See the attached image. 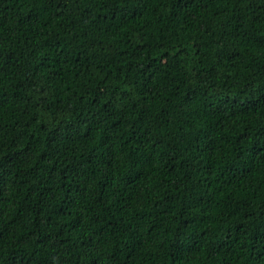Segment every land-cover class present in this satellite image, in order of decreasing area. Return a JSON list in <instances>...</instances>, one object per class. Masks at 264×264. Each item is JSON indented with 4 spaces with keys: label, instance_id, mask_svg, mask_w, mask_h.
<instances>
[{
    "label": "trees",
    "instance_id": "obj_1",
    "mask_svg": "<svg viewBox=\"0 0 264 264\" xmlns=\"http://www.w3.org/2000/svg\"><path fill=\"white\" fill-rule=\"evenodd\" d=\"M0 264H264V0H0Z\"/></svg>",
    "mask_w": 264,
    "mask_h": 264
}]
</instances>
